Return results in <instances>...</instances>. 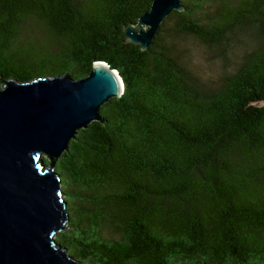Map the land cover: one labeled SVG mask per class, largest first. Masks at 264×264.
<instances>
[{
	"label": "trees",
	"instance_id": "obj_1",
	"mask_svg": "<svg viewBox=\"0 0 264 264\" xmlns=\"http://www.w3.org/2000/svg\"><path fill=\"white\" fill-rule=\"evenodd\" d=\"M182 1L142 51L124 27L153 0H0V78L82 79L103 61L124 82L57 162L70 221L56 241L80 264H264V0ZM252 32L213 86L180 43Z\"/></svg>",
	"mask_w": 264,
	"mask_h": 264
},
{
	"label": "water",
	"instance_id": "obj_2",
	"mask_svg": "<svg viewBox=\"0 0 264 264\" xmlns=\"http://www.w3.org/2000/svg\"><path fill=\"white\" fill-rule=\"evenodd\" d=\"M185 11L182 0H153L124 27L126 42L147 51L164 21ZM0 85V264H80L56 241L70 221L57 162L80 130L104 122L101 107L122 97L123 79L97 61L82 79L0 78Z\"/></svg>",
	"mask_w": 264,
	"mask_h": 264
},
{
	"label": "rangeland",
	"instance_id": "obj_3",
	"mask_svg": "<svg viewBox=\"0 0 264 264\" xmlns=\"http://www.w3.org/2000/svg\"><path fill=\"white\" fill-rule=\"evenodd\" d=\"M225 1L229 4L236 2V0ZM218 7V1L210 4L209 14L214 13ZM229 41H231V44L223 46L224 49L209 48L208 50L194 37L184 36L180 40L185 48L191 50L193 69L208 86H213L216 81L220 80L242 61L248 52L247 49H253L256 46L257 38L253 32L247 35L236 33Z\"/></svg>",
	"mask_w": 264,
	"mask_h": 264
}]
</instances>
